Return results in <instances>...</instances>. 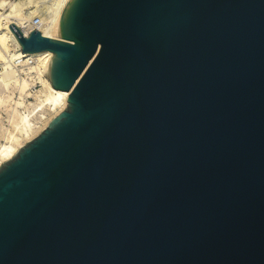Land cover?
<instances>
[{"label":"water","instance_id":"95a60500","mask_svg":"<svg viewBox=\"0 0 264 264\" xmlns=\"http://www.w3.org/2000/svg\"><path fill=\"white\" fill-rule=\"evenodd\" d=\"M67 106L0 165V264H264V0H67Z\"/></svg>","mask_w":264,"mask_h":264},{"label":"bare ground","instance_id":"6f19581e","mask_svg":"<svg viewBox=\"0 0 264 264\" xmlns=\"http://www.w3.org/2000/svg\"><path fill=\"white\" fill-rule=\"evenodd\" d=\"M66 2L0 0V109L6 111L8 122L6 126L0 123V165L65 109L68 97L66 90L54 88L46 77L53 53L47 49L22 51L8 24L14 22L25 35L37 28L55 37L56 20ZM40 4L43 12L37 15ZM37 82L41 87L32 92Z\"/></svg>","mask_w":264,"mask_h":264},{"label":"rangeland","instance_id":"374dc122","mask_svg":"<svg viewBox=\"0 0 264 264\" xmlns=\"http://www.w3.org/2000/svg\"><path fill=\"white\" fill-rule=\"evenodd\" d=\"M42 6V7H41ZM39 8H38V11L40 12V13H37V15H40L42 12H43V10L41 11V9L43 8V5H41L40 4V6H38ZM41 8V9H40ZM40 9V10H39ZM41 87V85H40V83H36L33 87H32V92H34L33 90H35V89H38V88H40ZM7 115H6V111L5 110H2V109H0V123L1 124H4L5 126L6 125H8V122H7Z\"/></svg>","mask_w":264,"mask_h":264}]
</instances>
